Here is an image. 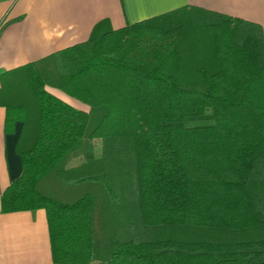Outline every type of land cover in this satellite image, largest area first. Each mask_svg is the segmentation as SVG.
Wrapping results in <instances>:
<instances>
[{"label": "trees", "instance_id": "1", "mask_svg": "<svg viewBox=\"0 0 264 264\" xmlns=\"http://www.w3.org/2000/svg\"><path fill=\"white\" fill-rule=\"evenodd\" d=\"M53 264H264V32L185 7L0 71ZM48 88L90 107L76 110Z\"/></svg>", "mask_w": 264, "mask_h": 264}, {"label": "crops", "instance_id": "2", "mask_svg": "<svg viewBox=\"0 0 264 264\" xmlns=\"http://www.w3.org/2000/svg\"><path fill=\"white\" fill-rule=\"evenodd\" d=\"M185 7L254 23L264 32V0H0V71L84 43L98 27L119 30ZM48 91L77 104L61 91ZM7 115L0 105V264H53L46 211L2 212L3 193L23 172L16 150L23 124L7 132Z\"/></svg>", "mask_w": 264, "mask_h": 264}, {"label": "rangeland", "instance_id": "3", "mask_svg": "<svg viewBox=\"0 0 264 264\" xmlns=\"http://www.w3.org/2000/svg\"><path fill=\"white\" fill-rule=\"evenodd\" d=\"M51 94H53L54 95V92L52 93L51 92ZM57 98H61L62 96H59V95H57L56 96ZM66 99H68V101H67V104H69L70 106H72L73 108H75L76 110H80V111H82V108L80 107V105H81V102H76L75 101V103H77V104H74V102H73V100H69V98H66Z\"/></svg>", "mask_w": 264, "mask_h": 264}]
</instances>
